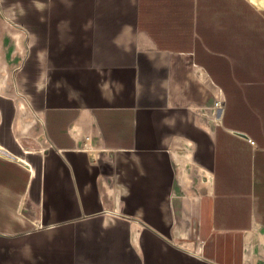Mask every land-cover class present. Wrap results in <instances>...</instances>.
<instances>
[{
  "label": "crops",
  "instance_id": "1",
  "mask_svg": "<svg viewBox=\"0 0 264 264\" xmlns=\"http://www.w3.org/2000/svg\"><path fill=\"white\" fill-rule=\"evenodd\" d=\"M0 264H264V0H0Z\"/></svg>",
  "mask_w": 264,
  "mask_h": 264
},
{
  "label": "rangeland",
  "instance_id": "2",
  "mask_svg": "<svg viewBox=\"0 0 264 264\" xmlns=\"http://www.w3.org/2000/svg\"><path fill=\"white\" fill-rule=\"evenodd\" d=\"M207 182L208 180L205 177L192 173L188 176L186 186L177 189L180 197L177 203L180 209L178 211L176 241L179 245L185 246L184 244L188 242H195L196 247L203 246L200 241L204 242L208 236L206 227L201 226L202 222L205 223L204 219L206 218L204 207L208 195ZM186 237H189V239H185ZM256 248L255 252L258 253L260 246L257 245Z\"/></svg>",
  "mask_w": 264,
  "mask_h": 264
},
{
  "label": "water",
  "instance_id": "3",
  "mask_svg": "<svg viewBox=\"0 0 264 264\" xmlns=\"http://www.w3.org/2000/svg\"><path fill=\"white\" fill-rule=\"evenodd\" d=\"M22 164H24L25 166H27V167H28V165H26L24 162H22Z\"/></svg>",
  "mask_w": 264,
  "mask_h": 264
},
{
  "label": "bare ground",
  "instance_id": "4",
  "mask_svg": "<svg viewBox=\"0 0 264 264\" xmlns=\"http://www.w3.org/2000/svg\"><path fill=\"white\" fill-rule=\"evenodd\" d=\"M263 239V238H262ZM247 247V246H246ZM201 248V247H200ZM200 252V251H199ZM245 255V254H244ZM244 259H246V258H244Z\"/></svg>",
  "mask_w": 264,
  "mask_h": 264
}]
</instances>
